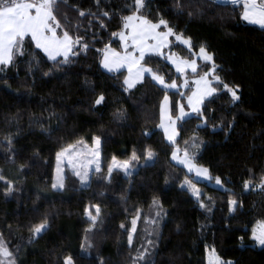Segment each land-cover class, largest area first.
I'll use <instances>...</instances> for the list:
<instances>
[{
	"label": "trees",
	"instance_id": "1",
	"mask_svg": "<svg viewBox=\"0 0 264 264\" xmlns=\"http://www.w3.org/2000/svg\"><path fill=\"white\" fill-rule=\"evenodd\" d=\"M131 6L132 0L60 3L57 36L79 37L69 62L49 59L25 37L23 54L0 65V238L16 264H64L69 256L73 264H208L213 249L221 264H264V246L253 239L264 222V28L245 22L239 6L213 0L146 2L144 16L153 23L162 17L190 39L187 49L173 35L167 54L191 61L203 46L217 66L211 76L217 91L200 113L177 122L178 138L169 143L160 127L164 96L177 119L192 80L210 71L211 62L180 74L164 57L147 55L143 65L179 89L167 91L151 76L127 88L126 72L105 71L102 60L106 49L121 50L122 17L132 14ZM215 75L240 99L233 101ZM96 138L101 169L92 172L90 185L69 175L54 190L57 153ZM176 150L207 168L210 182L193 180L172 158ZM114 159L128 162V181L121 169L109 174ZM145 249L148 255L137 259Z\"/></svg>",
	"mask_w": 264,
	"mask_h": 264
},
{
	"label": "snow or ice",
	"instance_id": "2",
	"mask_svg": "<svg viewBox=\"0 0 264 264\" xmlns=\"http://www.w3.org/2000/svg\"><path fill=\"white\" fill-rule=\"evenodd\" d=\"M99 0H97V3ZM60 3H67V0H0V65L7 66L12 63L14 55L18 52L21 55L23 54V43L25 37L31 36V39L35 41L37 48L42 49L51 60H56L58 56H62L63 60L58 61V63H68L69 62V53L72 52L74 44L79 43V37L74 41L73 38L68 34L67 31L63 32L62 37L57 36L56 28L60 27L59 21L56 19L55 12ZM225 4H231L232 6H239L242 9L241 18L252 25H258L261 28H264V0H223ZM132 14L122 17L123 28L125 30H130L126 34L124 31L119 33V37L124 41L125 52L123 55L116 52L115 50L106 49L104 51V58L102 60L103 67L108 69V71H113L124 65L128 66L129 78L125 80V84L131 88L134 86L135 82L142 79L145 72L151 73V78L157 83L163 86L165 89L176 88V82L173 80L171 83H166L162 75H159L152 71L150 68H145L141 66V61L144 60L146 53H156L162 54L161 49L166 47L168 44V37L175 36L176 40L182 41L184 44L191 47L190 39L184 38L181 33H174L173 29L169 26V23L164 18H160L158 22L153 23L146 16L141 13V9L145 8V0H132ZM80 16H84V11H79ZM104 16H109L108 12H103ZM55 25V26H54ZM163 26L166 31H158V29ZM155 41V44H149L148 41ZM129 41L131 42V47L138 52L139 55L136 56L135 52H128ZM84 49L87 48V45H82ZM200 55L203 60L211 62L210 71H205L203 76L195 81L197 85V91L192 93V96L188 98V103L192 108L193 112L200 113L199 105L203 102V99L206 95H211L216 92L217 89L212 86L211 81H209V75H212L216 71V65L213 62V57L210 53L207 52L205 47L201 46L199 49ZM167 59L172 60L171 56H168ZM176 64L177 72H184L186 68H191V71L195 73L197 71V64L193 61H172ZM136 69L133 72V69ZM2 70V69H0ZM214 80L223 85V88L227 89L231 93L233 101L240 99V96L237 94L235 88L229 87L226 83H223L219 75L214 76ZM185 86H187V81H185ZM238 87V86H237ZM104 97L100 96L95 103L100 104L103 101ZM168 96H164V102L162 105V116H166L167 119L171 122L170 127L172 128L171 133H168V128L162 123L161 127H165V132L168 134L169 141L175 143V136L177 135L175 130V121L172 120L171 116L167 115L168 111ZM180 117L187 115L184 112L183 106H180ZM11 144V140L8 141ZM79 143L83 144V141ZM96 148L91 152V155L98 159L99 157V145L100 139L96 138L95 140ZM198 147V145H194ZM74 148L73 145H69L64 148L61 152L57 153V162L59 164L62 157H69V162H71V150ZM148 158L153 157L151 151L148 152ZM173 159H177V155L173 153ZM132 159H138L135 153H133ZM92 163V161H89ZM180 163L185 164L189 171H192L195 168L196 175L198 177L204 176L208 177V169L197 167L193 164L192 160L188 156L187 150L184 151V159L180 160ZM113 166L124 169L127 172L129 167L128 162L123 164L116 163L115 159L113 160ZM97 172L100 171L99 163L96 164ZM59 171V168H58ZM112 168L108 169L109 174L111 173ZM76 175L80 176L81 182L86 183L88 180V172L85 171L83 174L77 171ZM0 180H4V177L0 175ZM215 182L220 184V178L216 177ZM250 182L245 183V187L249 186ZM190 188L193 189L194 194L197 196L199 192L195 189V185L190 181L186 180ZM53 188H63V177H58L57 183L52 185ZM181 187H184L182 184ZM259 187L264 188V180H262ZM11 188L8 189L10 193ZM154 203H156L154 201ZM236 201H231L233 206L236 205ZM201 207H204L201 203ZM100 213L99 207L96 208V216ZM157 216L160 215L159 212L156 213ZM96 216H93L89 213L90 219L93 223L96 220ZM123 227V225H121ZM46 228V221L34 227L33 232L36 235H39L42 230ZM136 231V219L132 220L131 232ZM253 239L261 246H264V222H261L259 227L253 231ZM133 237L131 234L128 235V243L132 244ZM149 245L153 242L148 241ZM148 255L147 249L140 252L137 256V259H144ZM0 264H16L15 259L13 258V253L9 250L7 245L4 243L3 239L0 238ZM64 264H73L72 258L66 257ZM209 264H221L219 257L213 256L209 259ZM231 264V262H229Z\"/></svg>",
	"mask_w": 264,
	"mask_h": 264
},
{
	"label": "crops",
	"instance_id": "3",
	"mask_svg": "<svg viewBox=\"0 0 264 264\" xmlns=\"http://www.w3.org/2000/svg\"><path fill=\"white\" fill-rule=\"evenodd\" d=\"M245 22H246V21H245ZM247 23H248V22H247ZM255 26H258V25H255ZM258 27H260V26H258ZM123 31L127 34L128 31H130V30H125V29H124ZM158 31H166V30L158 29ZM27 37H30V38H31L30 35L27 36ZM172 37H173V36H169V37H168V44H167V46H166V47H163V48L161 49V53H162V54H156V53H151V52H149V53H146L145 56H147V55H160V56L164 57V58L166 59V61H167V62H168V63H169L174 69H175V71H176V64H174L172 61H173V60H176L177 62H179V61H181V60H183V59L178 58L177 56L172 55V54H167V53L165 52V50H166V48L168 47V45H169V43H170ZM120 41H121V50H120V51H116V50H115V51H116V52H119V53H121V55H123L124 52H125L124 41H122L121 39H120ZM33 42L35 43V41H33ZM177 42H178L179 44H181L183 47H185V48H187V49L189 48V46L186 45V44H184L182 41L177 40ZM148 43H149V44H155V41L149 40ZM130 45H131V42L129 41V47H128L127 51H128V52H135V50H134ZM40 50H41V51L47 56V54H46L42 49H40ZM111 50H112V49H111ZM70 55H71V52L69 53V56H70ZM135 55L138 56L139 53H138V52H135ZM168 56H171V57H172V60L167 59ZM47 57H48V56H47ZM58 58H63V57H62V56H58L56 59H58ZM103 58H104V56H103ZM193 60L196 62V64H197V68H198V65H199L200 62H203V63H210V62H207V61L203 60V58H202L201 55H200V52H198V53L195 55V57H194ZM193 60H191V61H193ZM183 61H187V60H183ZM189 62H190V61H189ZM141 66L145 67V66L143 65V61H141ZM102 67H103V64H102ZM145 68H147V67H145ZM103 69H104L105 71H107V72H120V71H125V72H126V79L129 78V72H128V66H127V65H124V66H122V67H120V68H118V69H115V70H113V71H108V69H106V68H104V67H103ZM135 71H136V69L134 68V69H133V72H135ZM176 72H177V71H176ZM186 72H192V71H191V68H186L184 72H177V73L184 74V73H186ZM146 76H151V73H149V72H145V73L143 74L142 79L136 81L135 84H134V86L131 87V88H129V87L126 85L127 88H129V89H133V88L136 87L138 84H140ZM211 76H212V75H209L208 79H209V81H211V84H212V86H213V80L211 79ZM199 78H200V77H199ZM199 78H196V79L192 80L193 91H192V92L190 93V95L186 98V103H185L186 107H184V105H180V106H183L184 112H185L187 115L183 116V117L180 118V119H173V118H172V120L175 121V130H176V133H177V122H178V121L185 120V119L190 118V117H192V116H194V115L197 114L196 112H193V111H192V108H191V106H190L189 103H188V98H189L190 96H192V93H193V92L197 91V85H196L195 81L198 80ZM126 79H125V80H126ZM154 81H155V80H154ZM155 83H156L157 85H159L160 87L163 88V86L160 85L159 83H157L156 81H155ZM184 86H185V85H184ZM163 89H165V88H163ZM178 89H179V87H176V88H169V89H165V90H167V91H177ZM213 94H214V93H212L211 95H206V96L204 97L203 102L199 105L200 109H201V107H202L204 101L207 100L208 98H210ZM168 99H169V98H168ZM163 102H164V99H163V101H162V103H161V122H160V127H161V124H162V123L164 124V122H163V118L166 117V116H162V105H163ZM180 106H179V110H178V117H180V115H181V114H180ZM167 115H168V116H171V102H170V100H169V103H168V111H167ZM167 124H168V126H169L168 133H171V131H172V128L170 127L171 122H170L168 119H167ZM161 130L163 131V133H164V135H165V137H166V140H167L169 143H173V142L169 141V139H168V134H166V132H165V127H161ZM177 138H178V133H177V135L175 136V141H176ZM175 153H176V155H177V159H174L175 163H177V164L183 166V167L186 169V171L188 172L189 176H190L193 180L198 181V182H204V183H209V182H210L211 178H210L209 175H208L207 178L204 177V176H200V177H198V176L195 175V174H194L195 176H193V175L191 174V172L189 171V168H188L185 164L180 163V160H183V159H184V155H183L179 150H176ZM193 164H194V163H193ZM192 172H196V171H195V168H193ZM259 225H260V224H259ZM259 225H258L254 230H256V229L259 227ZM257 244H258V243H257ZM258 245H259V244H258ZM259 246H261V245H259Z\"/></svg>",
	"mask_w": 264,
	"mask_h": 264
},
{
	"label": "rangeland",
	"instance_id": "4",
	"mask_svg": "<svg viewBox=\"0 0 264 264\" xmlns=\"http://www.w3.org/2000/svg\"><path fill=\"white\" fill-rule=\"evenodd\" d=\"M147 1L148 0H145V4ZM163 122H164L165 127H167L169 130V126L167 124V117L163 118ZM81 141H83V144L78 142V143L73 145L74 148L71 150V152H72L71 162H69V157L65 156V157L61 158V160L58 164L57 158H56V164H55L54 173H53L52 185L54 183H57L58 177H63V183L65 184L66 177L69 175H72V176H74L80 180V184L82 187H88L90 185L92 172L96 171L95 169H96L97 163H99V167L101 169L100 150H99L98 159L91 155V152L93 150H95V148H96L95 142H94V144L91 145L87 139H83ZM99 149H100V145H99ZM150 160L151 159H149V161ZM89 161H92V163H89ZM115 161L118 164H123L125 162V161H118V160H115ZM58 168H59V171H58ZM111 168L123 170V172L125 173V175L127 177L126 181H128V179H129L128 174L132 172L130 167H128L127 172H126L122 168L114 167L113 163H112ZM77 171L81 172V174H83L85 171L88 172V180L86 183L81 182L80 176L75 174ZM190 172L193 176L196 175V172H192V171H190ZM53 189L59 191V190H62L63 188L62 189L61 188H53ZM235 207H236V205L233 206L231 204V210L232 211L234 210ZM212 256H213V250H208V252H207L208 264H209V259ZM214 256H216L215 253H214ZM220 262H221V260H220Z\"/></svg>",
	"mask_w": 264,
	"mask_h": 264
},
{
	"label": "water",
	"instance_id": "5",
	"mask_svg": "<svg viewBox=\"0 0 264 264\" xmlns=\"http://www.w3.org/2000/svg\"><path fill=\"white\" fill-rule=\"evenodd\" d=\"M215 2H218V3H223V0H213Z\"/></svg>",
	"mask_w": 264,
	"mask_h": 264
}]
</instances>
